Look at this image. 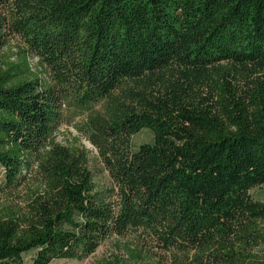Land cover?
<instances>
[{
  "label": "trees",
  "instance_id": "trees-1",
  "mask_svg": "<svg viewBox=\"0 0 264 264\" xmlns=\"http://www.w3.org/2000/svg\"><path fill=\"white\" fill-rule=\"evenodd\" d=\"M7 4L49 81L25 58L0 69V194L34 167L43 185L24 216L0 214V264L81 261L130 231L177 264H264V204L249 195L264 185V0ZM233 71L261 78L239 97ZM84 115L113 189L95 191L85 156L48 143Z\"/></svg>",
  "mask_w": 264,
  "mask_h": 264
},
{
  "label": "rangeland",
  "instance_id": "rangeland-1",
  "mask_svg": "<svg viewBox=\"0 0 264 264\" xmlns=\"http://www.w3.org/2000/svg\"><path fill=\"white\" fill-rule=\"evenodd\" d=\"M13 12V7L9 4L4 10H0V33L2 34L1 42H3L0 47V69L5 70L10 64L18 65L25 58L30 74L35 75L41 84L47 83L49 76L45 65L36 56L28 53L23 41L9 29ZM260 78V75L255 74L248 79L245 75L236 74L233 71L227 81L235 94L243 97L252 88L250 81ZM209 90L210 88H202L201 95H207ZM113 95L119 98L120 91L114 92ZM107 101L93 106L92 110L102 114L106 113L109 106ZM84 119L85 115L75 118L69 124L62 122L52 133L48 143L70 150H78L85 156L86 167L92 174V184L95 191L113 189V183L96 150L79 132ZM150 139L148 132H142L131 139V144L136 148L143 143H148ZM45 150L47 151L48 147ZM42 190L43 185L38 170L35 167L29 171L24 170L20 186L5 190L0 194V214L12 213L14 217L21 218L27 213L28 204L33 195H41ZM249 195L253 201L264 204V185L252 189ZM258 256L264 263V249L259 252ZM180 257L181 255L175 252H162V249L157 247L156 242L149 239L141 231H130L124 236L107 238L95 253L86 259L81 261L60 260L53 262V264H177L181 262Z\"/></svg>",
  "mask_w": 264,
  "mask_h": 264
}]
</instances>
